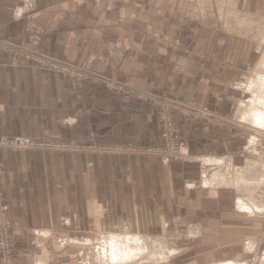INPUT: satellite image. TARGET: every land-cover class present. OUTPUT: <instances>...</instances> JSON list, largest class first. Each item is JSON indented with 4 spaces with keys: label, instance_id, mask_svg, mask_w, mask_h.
Returning <instances> with one entry per match:
<instances>
[{
    "label": "crops",
    "instance_id": "crops-1",
    "mask_svg": "<svg viewBox=\"0 0 264 264\" xmlns=\"http://www.w3.org/2000/svg\"><path fill=\"white\" fill-rule=\"evenodd\" d=\"M79 1L0 0V133L74 147L2 153L16 263L79 264L70 247L92 246L88 241L106 224L129 223L147 210L149 229L172 247L155 264H264L260 212L250 216L237 207L243 187L227 185L226 173L203 177L199 186L201 172L213 166L207 161L242 160L238 129L209 124L211 116L177 115L179 151L190 161L125 150L160 144L157 110L141 100L144 94L175 96L221 116L245 100L241 85L254 83L245 80L261 53L243 25L264 19V0L226 4L234 15L194 0L155 4L154 12L152 4L128 0ZM32 56L97 76L100 84L76 86Z\"/></svg>",
    "mask_w": 264,
    "mask_h": 264
},
{
    "label": "rangeland",
    "instance_id": "rangeland-1",
    "mask_svg": "<svg viewBox=\"0 0 264 264\" xmlns=\"http://www.w3.org/2000/svg\"><path fill=\"white\" fill-rule=\"evenodd\" d=\"M80 1L87 3L86 0H80ZM130 1H131V4H136V5H138V4H152L151 6H149L150 12L156 11V5L155 4H176V0H128V2L126 4H130ZM74 2L75 1H70V3H74ZM194 2L195 3H193V4H208V5H205V7L215 11L216 13L219 12L220 14H224L228 11V14L234 15L233 11L231 10L230 5H226V4H236L235 0H194ZM181 3L182 4H185V3L188 4L189 0H182ZM116 4H118V2ZM195 7H197V6H195ZM201 7H204V5H202ZM134 11H136L135 7H134ZM199 12L200 13H206L202 9H200ZM243 26H244V29L246 30V35H252V31H253L254 40L258 44L259 51L261 53V58H260L259 63L255 66V68H253L252 70H250L248 72L249 74H247V76H246L248 78H247V80H245L246 84H248L249 82H254V83H252L251 85L248 84L247 87L245 85L244 86L241 85V87L244 88V90H245V88H248L247 90H245V95H246L245 100H240V102H238L239 105L236 104L234 106L233 110H231L227 115L221 116V115L217 114L216 112L210 111L206 107L197 106L192 101L189 102V101H183V100L177 99V97H175V96H165L164 98H160V99L166 100L167 102L172 101L173 103H175L178 106V108H179L178 111L173 113V117H172V120L174 123H175V121H174L175 116H177V115L184 116L182 114V113H184V114H186L185 117L190 118V121H201V120H203L202 119L203 116H211L207 120V122L209 124H212L215 126H228L231 129L235 128V129L239 130V132L241 133L240 135L243 136V141L246 145L245 148L242 149V151L239 153V156H238L239 160L240 159H242V160L236 161L233 159L234 161L233 160L226 161V162L224 161L223 164H222L223 160H220V161L216 160L213 162H212V160L207 161V163L209 165H213V166H208L206 170L201 172L200 180H199V183H200L199 186H202L203 180L201 178H203V177H207L211 180V179H213L212 175L215 173H222L223 175H224V173H226L228 177L231 176V180L229 181V183H227V185L228 184L232 185V186H234L233 188H238L240 186L243 187V189L245 191V195L243 193V195H241L243 197H240L239 199H242V200L245 199L244 200L245 202L255 203V204H258L260 206H264V128L259 129L258 127H256L254 125V123L252 121V117H251V113H252L251 109L264 112V19H261L257 22L251 21V20L245 21ZM0 45H4V44L1 43V41H0ZM18 55L23 56L26 59H30L27 56V54H18ZM198 55H199L198 57H204V55H200V54H198ZM32 57H34V58L36 57L35 62L44 66L42 64V62H44L43 58H40L37 56H32ZM63 67H64V73L61 72L60 70H57V69H53V70L60 72L62 75H64L68 79H70V81L75 83L76 86H78L80 83H84V82L87 84H95V85L100 84V80L97 76H93L91 74L85 73L82 70H79V69L74 68V67H69V66H65V65ZM134 93H136V92L134 91ZM141 100H146L149 104H152L153 106L155 105V97L150 96L149 94L148 95L144 94L143 98ZM206 114H208V115H206ZM174 128H175V126H174ZM175 132H176V129H175ZM176 135H177V133H176ZM163 139L161 137V141H160V144L158 146H149V147L139 146V148H156V147L163 148L164 147ZM56 144L61 145V143H56ZM82 147H85L82 149L83 151H90V152L91 151H98L97 149H91V146H82ZM136 148H137V146H136ZM62 150H67V149H62ZM62 150H59V151H62ZM154 150H158V149L156 148ZM179 150H180V143H179V138L177 135L176 151H169V152L167 151V153L171 157H168V154H165V153L155 152V153H153L155 155H150L149 158H159L162 161H165L166 163H172V162L173 163L174 162L175 163H185V162L190 161L191 158H189V157L184 158V156H182L180 154ZM54 151H58V150H54ZM141 156H145V155L141 154ZM184 159H186V160H184ZM234 163H236V164H234ZM237 168H239L241 170H237ZM240 172H241V174H240ZM219 176H221V175L219 174ZM238 177H240V179H239L240 184H237ZM241 177H242V179H241ZM221 180H223V183L225 182V179L223 177L221 178ZM220 184H222V183H220ZM214 186H217V185H214ZM3 200L1 202L2 206L4 205ZM5 207H6L7 212H8L7 206H5ZM262 209H263L262 212H260L258 215V217H261V218H257V219H259L261 221L260 225L263 226L262 229H264V207ZM96 211H97L96 212L97 215L99 216L101 214V212H103V209L101 208V206H97ZM146 212H147V210L143 211L141 213L139 212V213L129 217L128 219L130 221H135V218L137 215L138 216H139V214L144 215V217L146 219H143L144 217L141 216L140 218H137L136 222H138V223L143 222V223L147 224L148 229L147 230L144 229V231L142 230L143 232H141V233L142 234L144 233L145 236L147 238H149V239H145V236H144V239L149 242V247L152 249L151 255H153L155 257H153V256L147 257L146 256L147 254H145V256H146L145 259H142V260L138 259V260H135L134 262L129 263V264H138V263L139 264H155V263H159L161 261L162 257H164V255L165 256L168 255L169 250H166V247L168 248L170 246V248L172 249L171 244L168 245V243L164 239L163 235L156 233V231L153 230L152 228L149 229V226L152 225L153 222L148 220L149 216H148V214H146ZM253 216H256V215H253ZM123 222H125V221H123ZM119 223L120 222L116 223L115 221H113V225H118ZM10 225H11L10 229L13 232L11 220H10ZM107 225L108 224H106L105 228H103L102 230H100L97 233V236L95 237L96 238L95 241H92V240L88 241V242L91 241L94 243V244L88 243V245L93 244L92 246L80 245V247L76 246L74 248L70 247V249H68V250H72V251L77 250L76 251V252H78L77 255L75 253L73 256H76V258H77L76 261L79 262V264H90L89 260L91 261V264H114L111 261V256H110L111 255V253H110L111 248H110L109 243H108V240L110 239V233H111L109 229H112V228L107 227ZM115 232H117V234L120 233L119 230H117ZM126 232L132 233L131 230H128ZM261 235L263 236L264 233H262ZM12 237L14 239L13 252H14V254H17V256H16V258H17L19 255V249H18L16 241H15L14 233H13ZM108 237H109V239H108ZM121 237L125 238L126 236L122 235ZM251 247L253 248L252 245H251ZM103 249H106L107 252L103 253ZM252 250H254V249H251L247 253H251ZM0 257H1V251H0ZM107 258H109V259H107ZM148 258H150V259H148ZM252 259H253V254H247L245 256V260L248 263H250ZM98 260L100 263L98 262ZM140 262H142V263H140ZM0 264H4V262H2L1 259H0ZM15 264H17L16 259H15Z\"/></svg>",
    "mask_w": 264,
    "mask_h": 264
},
{
    "label": "built area",
    "instance_id": "built-area-1",
    "mask_svg": "<svg viewBox=\"0 0 264 264\" xmlns=\"http://www.w3.org/2000/svg\"><path fill=\"white\" fill-rule=\"evenodd\" d=\"M2 49V46H0ZM42 64L44 66L50 67L52 69L60 70L64 73V67L58 64L48 62L43 60ZM73 74V73H72ZM74 75V74H73ZM79 76V75H78ZM154 107L157 110L158 119L160 123L161 129V137L163 139V148H158V150H154L156 148H127V152L145 156L155 155L153 153L160 152L168 154L167 151H176L177 148V135L174 128V122L172 120L173 113L178 111V106L172 101H166L160 98H155ZM2 112V107L0 104V115ZM185 117L186 114L182 113ZM74 148L72 144H56L52 142H44L39 140H34L30 137L25 136H15L10 137L0 133V251L1 257L0 259L4 264H15V259L17 254L13 252V232L11 231L10 218L7 212L6 207L2 206V200L4 197V193L1 187V177L3 175V161H2V153L6 150L12 151H46V150H62V149H72ZM83 148H81L82 150ZM91 149H95L91 147ZM100 153L108 152L106 148L99 147L97 149ZM168 157H171L168 154Z\"/></svg>",
    "mask_w": 264,
    "mask_h": 264
},
{
    "label": "bare ground",
    "instance_id": "bare-ground-1",
    "mask_svg": "<svg viewBox=\"0 0 264 264\" xmlns=\"http://www.w3.org/2000/svg\"><path fill=\"white\" fill-rule=\"evenodd\" d=\"M255 108V107H254ZM251 117L254 125L258 127L259 129L264 128V112L259 110L251 109ZM246 116V115H245ZM244 178V177H243ZM242 179V177H241ZM245 182V181H244ZM245 200V199H244ZM242 199H238V210L241 212H244L247 215L253 216L256 215V212H262V208L264 206H260L255 203H249L245 202ZM149 215V214H148ZM143 219H146L145 217ZM129 223L131 221H128ZM146 222V221H145ZM127 222H120L118 225H112V229L110 230V239L108 237V243L111 248V261L114 264H129L134 262L138 259H145V257H151L152 249L149 247V242L145 239H149L143 235L141 232L148 229V226L146 223H138L136 221L131 222L130 225ZM119 230L120 233L117 234V231ZM131 230L132 233H127L126 231ZM143 230V231H142ZM122 235H125L126 237H121ZM145 236V239H144ZM156 242V241H155ZM93 243V242H88ZM107 243V242H106ZM94 244V243H93ZM250 250L252 247H249ZM99 250V249H98ZM101 251V250H100ZM107 251L103 249V253H106ZM166 252V251H165ZM145 254H147L145 256ZM173 255V254H172ZM155 257V256H153ZM109 259V258H107ZM150 259V258H148ZM167 259L165 257H162V261H166ZM224 264H247L244 262V260L240 261H229Z\"/></svg>",
    "mask_w": 264,
    "mask_h": 264
}]
</instances>
